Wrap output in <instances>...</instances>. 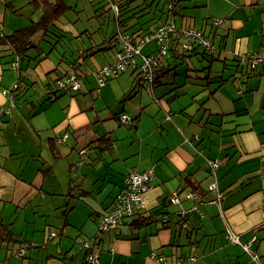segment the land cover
Returning <instances> with one entry per match:
<instances>
[{
	"label": "crops",
	"instance_id": "1",
	"mask_svg": "<svg viewBox=\"0 0 264 264\" xmlns=\"http://www.w3.org/2000/svg\"><path fill=\"white\" fill-rule=\"evenodd\" d=\"M158 1L128 0L127 13L120 16L122 27L144 30L164 21ZM7 3L0 6V38L14 30L4 25L7 12L18 15L20 11L15 0ZM199 3L202 20L197 28L212 38L216 51L213 56L198 54L191 56V63L182 62L179 66L187 65L184 74L177 67L164 68L152 89L132 71L101 87L87 74L76 94L45 101V85L67 70L71 60L85 71L115 59L110 46L96 50L106 34L97 40L83 38L74 26L56 20L55 31L65 43H55L53 57L40 45L30 47L16 71L10 69L15 56L8 45L0 43V105H8L2 90L15 82L30 88L16 93L22 100L15 97L18 109L12 115V108L0 120V221L8 225L15 239H25L30 246L25 255H18L19 242L0 241V264H88L85 242L99 248L93 253L99 264H156L150 257L152 251L164 254L170 262L195 255L185 264H264V60L255 68H242L238 63L242 54L262 52L264 0ZM217 19L222 22L215 25ZM196 22L182 20L179 25L196 28ZM89 47L90 52L83 51ZM70 48L78 50L66 53L62 61L60 51ZM144 51L152 53L153 46ZM166 60L161 63H180L176 58ZM57 65L60 72L48 75ZM117 102L124 104L118 108ZM169 112L173 113L171 119ZM121 114L134 122L123 124L118 119ZM110 119L115 120L116 128H109ZM10 126L17 139L12 145ZM63 134L68 136L66 140L55 142L60 154L59 145L70 139L77 155L70 163L71 189L66 199V205L75 204L63 210V221L49 222L54 201L49 197V213L39 212L34 198L40 190L65 197L66 190L58 181L57 186L48 180L37 181L39 169L30 161L40 157V146L46 140ZM46 151L50 155L48 148ZM218 156L225 164L214 176L206 160ZM131 168L154 173L143 193L141 211L152 218L138 228L132 224L133 217H126L117 227L98 233L100 215L112 206ZM215 180L219 198L208 188ZM191 192L195 195L186 197ZM172 193L177 194L178 202L170 200ZM76 202L85 210H80L79 221L73 219ZM183 210L187 212L181 217ZM227 227L241 242H249L255 260L239 244L226 239Z\"/></svg>",
	"mask_w": 264,
	"mask_h": 264
},
{
	"label": "trees",
	"instance_id": "2",
	"mask_svg": "<svg viewBox=\"0 0 264 264\" xmlns=\"http://www.w3.org/2000/svg\"><path fill=\"white\" fill-rule=\"evenodd\" d=\"M109 1L111 3V8L113 6L116 29L112 35H110L107 38H103V40L101 42H98L95 47H96V50L98 51L101 48L104 49V48H108V46H110L115 51V59L112 62L101 65L100 67H97V68H101L104 66H110L117 59V54L122 51V47L117 42V35L120 32V33H124L128 37V39L130 40V43H132V44L138 42L139 39H143V43L141 45L140 53L141 54L144 53L143 55H145V56H151L156 61V65H153L152 69H151V74H152L151 80L148 81L147 79L142 78L141 72L138 71L137 69H135L136 67L133 66V64L135 62L138 65L141 63L140 57H137V56L134 57V62L132 64L127 66L124 70L119 71L116 76L113 74L102 75V83H100V81L98 80V77H96V75H95L97 68L86 69L85 71H82L80 66L74 60H71V62L68 64L67 70L61 72L60 75L55 76L51 81L47 82V84L45 85V87L43 89L45 101L52 102V101L56 100V98H58L60 95L67 93L65 91L57 92L55 90L56 94H55L54 98L51 99L49 97L50 93L48 92V89L51 86L55 85L57 80L63 79L64 77H66L67 75H69L71 73H75L77 75L79 82H80V87H81L82 77H84L87 74L93 75L96 79L97 85L99 87H101V86L105 85L109 80L119 77L122 73L127 72L129 69L130 71L135 72L137 77L140 80L144 81V83L148 84L150 89H152L158 82L159 72H160V74H162V71L165 70L164 68H167L168 70L170 68L174 69V68L178 67L180 64H182V62L191 63V60H190L191 56H197L198 54L199 55L213 56L214 52L216 51V47L214 46L212 38L209 35H207L202 29L194 28L191 26H182V25H179L175 20H173L174 16L180 15V10L183 8V5L181 2L183 0H166V9L165 10H163V9L159 10L160 12H162L163 15L165 14V20L160 21L155 27H152L150 29H144V30H142L141 28L135 29L134 27H129V28L124 29L122 27L123 26V23H122L123 20L120 21L121 10L126 5L128 0H117V1H120L118 3H115L114 0H109ZM29 3H31V6L33 9H37L40 11V14L38 15V17L35 20H32L26 26L14 29L9 34L2 35L0 38V43L8 45V48L10 49L12 54L15 56L12 59V61L10 62V65L13 61L17 62V68L14 71H16L18 69L20 60L22 58L26 57L27 50L30 47L39 48L40 42H42V40H44L45 38H48L51 33H53L54 35L57 36V37L55 36V38H54L53 46L55 45V43L56 44L65 43L63 41L62 35L56 33L55 27L53 24L54 21L58 20L60 15H62L64 10L67 8L65 3L62 0H30ZM6 6L10 7V6H12V4L7 3ZM141 9H144V8H141ZM158 9L159 8H157V10ZM12 11L15 12L14 10H12ZM122 12L127 13V10L122 11ZM135 14L136 13H134V15ZM157 17H159V16H157ZM221 22H222V20L217 19L214 21V24L218 25ZM163 25H173L174 28H173V30L168 31L166 36H164L161 40H158L156 37H151V35H153L154 31L156 30V28H158L159 26H163ZM188 28L194 29L196 31V33L199 34V36L198 37L192 36L188 40L190 42V46H187V44H189V43H187L184 46V44H183L184 38L182 37L181 34H179V31H181L183 29H188ZM84 31H86V30H81L79 33L82 34ZM58 38H61L62 42H60V40H58ZM204 40L207 41L208 43L204 42ZM151 42L154 43V47H153L154 51H152V53L143 52V49L145 47L152 46ZM161 48H165L166 51L162 55H159V51ZM73 49H74V51L78 50L77 48H73ZM73 49L70 48L67 51H60V53H63L62 55H64V57L63 56L60 57L61 60L63 61V59L66 57L65 56L66 53L70 54L71 50H73ZM89 49H91V47H89L88 49H84L83 51L86 52L88 50L90 52L91 50H89ZM96 50L93 51L92 53H95ZM41 52H43V51H41ZM41 52H38V54H40ZM45 54L47 55L48 53L45 52ZM245 57H246L245 54H242L239 57V59H238L239 65H243L242 68L248 67V66L251 67L249 64H247L246 61L242 62V60ZM174 58H176L180 62L176 66H170L168 63H163V62H162L163 64L161 63L162 59H167V60L170 59L171 60ZM167 60H166V62H167ZM238 63H237V66H238ZM255 67H251V68H255ZM10 69H11V67H10ZM11 70H13V69H11ZM57 72H60V68L58 65L56 66V68L54 70L50 71L47 74L52 75V74L57 73ZM15 84H17L18 86H17V88H13L14 92L16 91V89H17V92H19V91L26 90V88H29L27 86L21 85L19 82H15ZM31 87H32V85H31ZM79 90H80V88L77 91L68 92V94L74 95ZM15 97H17L20 101H22L20 96H18V94H17V96L14 95V98ZM26 99H30V98L26 97ZM14 105H16V101H14ZM11 109H10V111H11ZM10 111H9V113H10ZM169 114H170V119H171V114H173V113L169 112ZM119 117H120V115L118 116V119H119ZM130 122L131 123L134 122L131 117H130ZM123 124H125V123H123ZM66 137H67V135H66ZM64 141H65V139L63 141H59V142H64ZM55 142H56V138L55 139L54 138L49 139L48 140V144H49L48 146H49L52 158L57 160V159L61 158L62 156H61L59 150L57 149ZM106 148H107V146H106ZM83 151L84 150H82L81 152H83ZM209 159H214V158H209ZM206 161H207V165H208V159ZM208 167H209V165H208ZM40 170L42 172L50 171L51 166L49 165L47 167H43ZM209 170H210V168H209ZM144 171H146V170H144ZM126 176H127V174H126ZM124 182H125L124 187L120 192H122L126 187V177H125ZM218 191H219V189H218ZM113 204H114V201L112 203V206H113ZM112 206L106 211L111 210ZM141 211L142 210H140V212ZM105 212H103L102 214H104ZM64 214H65V220H66V212H64ZM102 214L100 215L99 219H101ZM132 217H133L132 224H134L135 227H138V228L145 226L146 221H148L150 218H152V216H147V215L143 214V212L139 213L138 211L133 213V215H131L129 218H132ZM124 220H125V218H124ZM66 224H67V220H66ZM0 229L2 231V233L0 234V241L7 242V241L14 240V241L19 242L20 245L17 248L16 254L19 255L18 252L20 251V249H23L22 255H25L26 249L30 246L29 242L26 241L25 239H20V238L15 239L12 231L10 229H8V225L3 224L1 221H0ZM62 229H63V226L58 231L59 235H61ZM97 229H98V227H97ZM104 232H106V231H104ZM98 233H102V232L98 230ZM88 246L89 245H87V247L84 246L85 250L87 251V255L85 256V261L88 264H92L89 261H87L86 257L89 254L94 253V246L93 247H88ZM152 253H154L156 255H158V254L160 255V252H157V251H152ZM161 255H164V254L161 253Z\"/></svg>",
	"mask_w": 264,
	"mask_h": 264
},
{
	"label": "rangeland",
	"instance_id": "3",
	"mask_svg": "<svg viewBox=\"0 0 264 264\" xmlns=\"http://www.w3.org/2000/svg\"><path fill=\"white\" fill-rule=\"evenodd\" d=\"M7 1L9 0H0V6L6 4ZM15 1L16 3L14 4V6L17 10H20V11L18 12V15L7 12L4 25L10 26L12 29L21 28L29 24L32 20H35L40 14L39 10L32 8L31 3H29L30 0H15ZM62 1L65 3L67 8L64 10L63 14L60 15L58 21H60L64 25L74 26L76 31L79 30L78 32H80L81 30H86L82 34H80L82 35L83 38L87 36V37H90V38L92 37L93 39L97 40L103 34H106V37H109L110 35L113 34V32H115L116 23H115V18H114V11L111 8V3L109 0H62ZM140 1L142 0H136L137 3H140ZM150 1L151 0H144L146 4L150 3ZM114 2L118 3L120 1L114 0ZM181 3L183 5V8L181 9V14L183 15L174 16L173 20H175L178 24L182 20L184 21V23L193 24V20L196 19L197 21L195 23L196 28L199 27L200 21L202 20L201 14L198 12V10L201 9V7L198 6V4H200L199 0H183ZM155 4H154V7H155ZM157 4L159 7V10L166 9V0H159ZM125 10H126V5L121 10V16H124L126 14V12L124 13L122 12ZM10 11L13 12L12 9H10ZM157 13L159 14V11H157ZM19 21H21V23H19ZM6 30H8L7 27H6ZM55 30H57V28H55ZM49 37L51 38H45L44 40H42V42H40V48L43 51H47V52L49 51V54H51V49L53 47V41H54L55 35L51 33ZM73 44L74 46H77L74 42ZM151 45L154 47L153 42H151ZM144 50L145 48L143 49V52H145ZM30 51L36 52L35 50H29V52ZM51 56L53 57V54H51ZM37 57H40V55H38ZM213 62L214 64L217 63L216 60H214ZM219 64L220 63H218L217 67L221 68V64L220 65ZM22 66H24V64ZM186 68H187V65L178 66L177 71L181 74H184ZM128 72H130L129 69H128ZM146 85L148 86V84ZM116 89H118V86ZM122 104L124 103L117 102L118 108H120ZM17 109H18V106L13 107L11 111L12 115L14 114V111ZM11 113H8V114H11ZM3 116H6V114H4ZM109 121L110 122L108 126L109 125L112 126L109 128H116L115 120L110 119ZM121 127H124V126H121ZM7 131H8V135L11 136L9 137V142H10V145H12L13 143L17 141V139L13 136L14 131L12 130L11 126L9 127V130ZM56 141L59 143L58 138H56ZM46 142L48 143L47 140ZM46 142H45L46 145L40 146V150H39V152L41 153L40 157L39 158L32 157L34 158V160L30 161V165L39 169L38 171L39 176L37 178V181H40L41 179L44 181L48 180L49 183H53L56 186H57L56 182L58 181L59 183L63 184L64 189L66 190V196L63 197L59 194L49 195V194L42 193L40 190L39 194L34 198L33 202L39 204L38 205L39 212L45 211L49 213V210H51V204L49 202V197H51V199L55 203V207L52 211L53 213L49 216V222H55L58 220L63 221V210L75 204L73 203L71 205L70 204L66 205V201H67L66 199L67 197L69 198L68 196L69 190L71 189V188L69 189L71 178H72L71 171L69 170L71 166L70 163L76 159V156H77L75 155L76 150L73 149V141L68 139L67 143L59 145L61 155L63 154L62 157L57 160L53 158L51 159L52 157L51 153H50L51 155L50 157V155L46 151L47 148H48V151L50 150L48 146L49 144L47 145ZM36 150L38 149L36 148ZM43 159H45L46 161L44 162V164H42ZM80 162H82V160H80L78 164ZM49 165L51 166L50 171L42 172L40 170L41 168H43V166L47 167ZM48 174L50 175L48 176ZM41 197H43V201H41L40 199ZM76 209L77 211L75 212L73 219L76 221H79L81 219V215L79 214L80 210H83V211L85 210L82 209V205L78 204V202H76ZM42 218L43 217H41V219ZM57 223H52V224H56L54 226L59 227ZM59 223L61 224V222ZM77 225H81V223H78Z\"/></svg>",
	"mask_w": 264,
	"mask_h": 264
},
{
	"label": "built area",
	"instance_id": "4",
	"mask_svg": "<svg viewBox=\"0 0 264 264\" xmlns=\"http://www.w3.org/2000/svg\"><path fill=\"white\" fill-rule=\"evenodd\" d=\"M173 25H163L156 28L153 35L151 37H156L158 40H161L164 36H166L168 31L173 30ZM179 34L184 38L183 44L184 46H190V42L188 41L192 36L198 37L199 34L196 33L194 29L188 28L179 31ZM117 42L122 47V51L117 54V59L110 66H104L101 68H97L95 72L96 77L100 83H102V75H117L119 71L124 70L127 66L134 62V57H140L141 63L138 65L136 62L133 64L138 71L141 72V76L148 81L151 80V69L153 65H156V61L151 56H145L140 53L141 45L143 43V39H139L138 42L132 44L130 40L124 33H118ZM204 42H207L204 40ZM208 43V42H207ZM166 51L165 48H161L159 51V55H162ZM264 60V44L262 45V52L260 54L256 53H248L246 57L242 60V62H247L251 67H255L257 64ZM11 69L15 70L17 68V62L13 61L10 65ZM17 84H13L10 88H6L2 90V93L8 99V105L3 107L0 105V118L9 113L10 109L14 106V95H16L17 89L14 92L13 88H17ZM80 88V82L75 73H71L64 77L63 79H59L56 81L55 85L51 86L48 89L50 93L49 97L51 99L54 98L56 91H65V92H74ZM56 90V91H55ZM169 115V114H168ZM170 117V115H169ZM119 121L122 123H128L130 121V117L126 114H121L119 117ZM66 135L63 134L58 138V141H63ZM225 164V159L223 157H216L214 159H208V165L210 171L214 176H216L217 170L223 167ZM154 178V173L152 170L146 171H137L134 168H131L126 176V187L120 192L112 206V209L106 211L102 214L101 219L98 221V230L101 232L108 231L112 228L117 227L121 224L126 217H130L133 213L142 210L145 207V202L143 200V193L148 189L150 182ZM208 188L216 193V197H220V192L218 191L216 180L212 182ZM193 192L188 193L186 197L194 196ZM170 200L173 202H178V196L176 193H172L170 196ZM195 208V207H194ZM187 210L180 211V216L184 217ZM54 235V233H51ZM226 239L229 242L239 244L242 249L249 253L250 257L255 260V255L250 249L249 242H241L239 240V236L236 235L229 227L226 228ZM88 244H84L87 247ZM96 248V249H95ZM95 251H98L99 248L95 247ZM19 255L23 254V249H20L18 252ZM150 257L155 260L156 264H185L186 261L195 258V255H188L186 257L176 258L173 262H170L165 255H156L154 253L150 254ZM87 261L92 264H98L97 256L93 254H89L86 257Z\"/></svg>",
	"mask_w": 264,
	"mask_h": 264
},
{
	"label": "water",
	"instance_id": "5",
	"mask_svg": "<svg viewBox=\"0 0 264 264\" xmlns=\"http://www.w3.org/2000/svg\"><path fill=\"white\" fill-rule=\"evenodd\" d=\"M84 244H87V243L85 242ZM84 244H83V246H84Z\"/></svg>",
	"mask_w": 264,
	"mask_h": 264
}]
</instances>
